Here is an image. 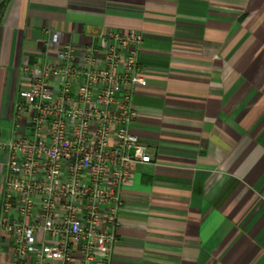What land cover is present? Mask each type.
Wrapping results in <instances>:
<instances>
[{"label":"crops","instance_id":"obj_1","mask_svg":"<svg viewBox=\"0 0 264 264\" xmlns=\"http://www.w3.org/2000/svg\"><path fill=\"white\" fill-rule=\"evenodd\" d=\"M1 3L3 140L42 57L100 48L111 30L143 36L132 130L157 164L122 186L110 264H264V0ZM0 264H15L1 225Z\"/></svg>","mask_w":264,"mask_h":264},{"label":"built area","instance_id":"obj_2","mask_svg":"<svg viewBox=\"0 0 264 264\" xmlns=\"http://www.w3.org/2000/svg\"><path fill=\"white\" fill-rule=\"evenodd\" d=\"M101 38L82 55L66 44L42 57L15 104L13 136L0 139V225L15 264H110L122 186L135 164H157L132 130L134 88L147 83L143 36Z\"/></svg>","mask_w":264,"mask_h":264},{"label":"trees","instance_id":"obj_3","mask_svg":"<svg viewBox=\"0 0 264 264\" xmlns=\"http://www.w3.org/2000/svg\"><path fill=\"white\" fill-rule=\"evenodd\" d=\"M5 3L0 4V18L2 17Z\"/></svg>","mask_w":264,"mask_h":264}]
</instances>
